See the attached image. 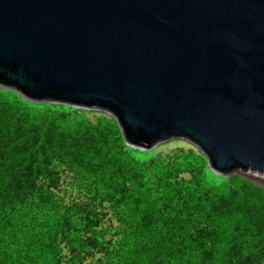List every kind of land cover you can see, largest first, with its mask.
I'll return each mask as SVG.
<instances>
[{
  "label": "water",
  "instance_id": "1",
  "mask_svg": "<svg viewBox=\"0 0 264 264\" xmlns=\"http://www.w3.org/2000/svg\"><path fill=\"white\" fill-rule=\"evenodd\" d=\"M0 89L264 175V0H0Z\"/></svg>",
  "mask_w": 264,
  "mask_h": 264
},
{
  "label": "trees",
  "instance_id": "2",
  "mask_svg": "<svg viewBox=\"0 0 264 264\" xmlns=\"http://www.w3.org/2000/svg\"><path fill=\"white\" fill-rule=\"evenodd\" d=\"M134 150L107 115L0 89V264H264V187Z\"/></svg>",
  "mask_w": 264,
  "mask_h": 264
},
{
  "label": "rangeland",
  "instance_id": "3",
  "mask_svg": "<svg viewBox=\"0 0 264 264\" xmlns=\"http://www.w3.org/2000/svg\"><path fill=\"white\" fill-rule=\"evenodd\" d=\"M189 147L190 146L187 143L182 141H170L161 145H157L150 150L135 149L134 151H132V156L140 162H146L156 154H167L176 148L187 149ZM243 176L255 181L257 184L264 187V175L248 173Z\"/></svg>",
  "mask_w": 264,
  "mask_h": 264
}]
</instances>
